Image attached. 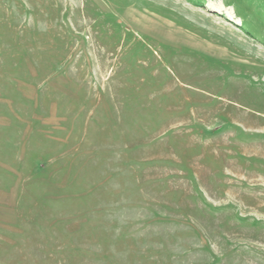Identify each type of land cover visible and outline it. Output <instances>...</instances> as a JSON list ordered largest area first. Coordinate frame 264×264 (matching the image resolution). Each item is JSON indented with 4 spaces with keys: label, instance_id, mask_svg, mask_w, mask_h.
Listing matches in <instances>:
<instances>
[{
    "label": "rangeland",
    "instance_id": "1",
    "mask_svg": "<svg viewBox=\"0 0 264 264\" xmlns=\"http://www.w3.org/2000/svg\"><path fill=\"white\" fill-rule=\"evenodd\" d=\"M0 264H264V0H0Z\"/></svg>",
    "mask_w": 264,
    "mask_h": 264
},
{
    "label": "bare ground",
    "instance_id": "2",
    "mask_svg": "<svg viewBox=\"0 0 264 264\" xmlns=\"http://www.w3.org/2000/svg\"><path fill=\"white\" fill-rule=\"evenodd\" d=\"M249 125V124H248ZM251 125V124H250ZM257 127H259L258 126V124L257 125H255V128H257ZM262 127V126H261ZM250 128H253V125H251V127ZM258 129V128H257ZM263 130V129H262Z\"/></svg>",
    "mask_w": 264,
    "mask_h": 264
}]
</instances>
